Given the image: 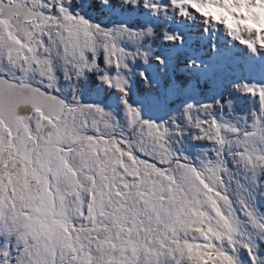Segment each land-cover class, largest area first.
Instances as JSON below:
<instances>
[{
	"label": "snow or ice",
	"instance_id": "6c2138e0",
	"mask_svg": "<svg viewBox=\"0 0 264 264\" xmlns=\"http://www.w3.org/2000/svg\"><path fill=\"white\" fill-rule=\"evenodd\" d=\"M0 264H264V0H0Z\"/></svg>",
	"mask_w": 264,
	"mask_h": 264
}]
</instances>
